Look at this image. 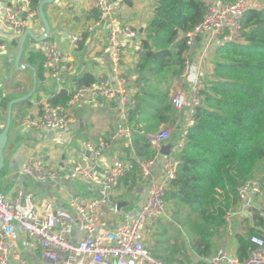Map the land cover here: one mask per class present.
Listing matches in <instances>:
<instances>
[{"label": "built area", "instance_id": "obj_1", "mask_svg": "<svg viewBox=\"0 0 264 264\" xmlns=\"http://www.w3.org/2000/svg\"><path fill=\"white\" fill-rule=\"evenodd\" d=\"M71 1L73 4L78 2ZM128 1L94 0L95 20L86 24L82 31L70 34L68 48L59 47L50 39V33L34 50L43 55L42 79H52L60 85L71 52L79 49L80 42L98 28L105 36L103 54L110 57V75L94 74L95 82L74 87L64 104L31 101L29 110L17 119L20 129L63 134L76 121L79 110L93 105L111 107L116 112V127L108 140L83 141L66 137L70 151L63 148L61 137H58L59 155L55 154L54 147L43 148L42 144L36 151L28 149L19 169L21 175L58 191L65 190L67 184L83 180L91 191L72 192L60 206L24 187L0 188V264H162L151 256L147 241L157 221L169 215L164 196L176 176L180 164L178 153L194 122L196 108L201 104L205 76L209 75L216 48L225 43H243L241 19L248 8L258 6L253 0H202L206 5L203 19L185 34L184 69L170 88L169 99L178 118L173 126L161 127L158 132L148 135L155 155L147 161L135 159L145 188L136 200L135 208L124 211L117 209L116 204L129 195L122 187L121 179L132 164L130 158L122 157L114 148V142L120 141L125 148L132 149V131L127 118L133 89L130 77L125 74L121 46L123 42H131L130 53L135 54L141 49L140 41L144 36L136 28L120 22L118 13ZM35 25H41L43 30L38 10L31 5V0H0V29L9 36H0V60L12 42L20 39L26 30L39 36L41 33L34 31ZM60 86L59 91L64 89ZM170 140L174 142L170 153L161 155V146ZM84 151H89L90 157L86 158ZM70 154L74 155L73 161L61 167L58 158ZM80 156H84L85 162L79 160ZM104 156L107 161L101 166ZM156 162L159 169L154 173L152 168ZM96 166L100 170H96ZM255 215L264 220V175L247 179L238 188L236 206L224 215L228 236L233 235L231 220L234 218L246 219L260 230L249 237L253 247L248 256L240 260L228 252L226 246L220 245L203 258L204 262L264 264V227H257Z\"/></svg>", "mask_w": 264, "mask_h": 264}, {"label": "trees", "instance_id": "obj_2", "mask_svg": "<svg viewBox=\"0 0 264 264\" xmlns=\"http://www.w3.org/2000/svg\"><path fill=\"white\" fill-rule=\"evenodd\" d=\"M39 1L31 0V5L37 8ZM258 1L261 6L248 8L241 19L243 43L219 46L211 60L201 104L178 153L176 176L164 196L169 215L157 221L147 241L151 256L162 264H192V255L198 257L194 264H206L203 258L215 250L227 230L224 215L236 206L238 188L247 179L264 174V0ZM205 10L202 0L153 2L141 49L125 69L133 89L127 118L132 149L114 142L118 144L116 150L130 158L132 164L121 179L127 191L143 183L135 159L147 161L155 155L148 135L158 132L161 125L172 122L177 115L169 90L184 69L185 34L202 21ZM12 45L17 43L13 41ZM42 61L41 52L29 54L37 83L42 80ZM73 82L88 86L95 77L86 72ZM68 97L69 93L62 90L48 101L64 104ZM5 99L0 102L4 110ZM25 104L29 107L30 100L16 105ZM255 218L257 227H264L263 218ZM247 222L243 232L235 234L236 256L240 260L253 247L249 237L260 232Z\"/></svg>", "mask_w": 264, "mask_h": 264}, {"label": "crops", "instance_id": "obj_3", "mask_svg": "<svg viewBox=\"0 0 264 264\" xmlns=\"http://www.w3.org/2000/svg\"><path fill=\"white\" fill-rule=\"evenodd\" d=\"M93 2L94 0H78L76 4H73L71 0H56L55 2L49 3L51 5H48L46 7V4L44 5L47 15L50 17V20H52L54 24L60 23V26L55 28L56 36H59V41L57 42L59 47L68 48L70 34L82 31L86 24L95 20L97 14L95 9L93 8ZM153 2L154 0H129L124 5V8L118 13L120 22L122 24H126L136 28L139 33L143 34L145 25L150 21L152 17ZM140 29H142V32H140ZM34 31L40 34L42 31L41 25H35ZM86 35L87 34H85V36ZM0 36L4 38L9 37L8 34L2 29H0ZM50 39L53 40V36ZM130 43L131 42L126 41L123 42L121 46L123 59L122 62L124 63V66L127 70L132 62V57H134V53H130ZM28 45L29 44L25 45V51L21 56L20 62L22 63H29L28 57L31 52L27 51L26 49ZM104 45V33L100 29L96 28L94 34L87 36V38L82 42V46L79 49H77L76 51L73 50L71 52V59L66 67L65 72L63 73L64 81L61 82V86L54 82V80L52 79H42L37 83V89L35 94L32 96L33 98L31 97L32 99H29V107L26 104L16 105L17 103L14 105V107L12 106L10 126L11 130L6 149L4 150L5 164L2 169L4 172L0 175L1 189L9 188L8 184V186L3 185L4 180L7 179L5 177L9 176L10 178H13L14 186L24 187L25 189L32 190L33 192L37 193L38 196L47 197L53 203H56V205L60 206L64 205L68 195H70L72 192L88 193L89 191H91V187L83 180H78L67 184V188L65 190L58 191L49 187H45L21 175L19 169L22 162L24 161L25 154L28 151V146L31 142H38V139L41 137V135L39 133L27 132L23 129H20L17 124V119L29 110V108L32 106L31 101L35 99L48 101L49 98L53 96V94L61 92L62 90H58L59 86L61 88H64L63 90H66L68 93L73 91L74 87H76V84L75 82H73V80L86 72L92 73L93 75L99 72H103L107 76L110 75V57L106 54H103ZM15 52L16 49L12 50L10 48L6 55L1 58V60L3 61V67L0 66V102L2 101V99L6 98V108L4 110L0 107V129L3 128L6 121L9 101L14 98L23 96L32 88L31 70L29 68H24L27 69L30 74L28 77H20V70H17L14 67L13 60ZM176 118H178L177 115L172 122L161 125L160 129L161 127L167 128L173 126V122ZM181 120H183V116ZM115 127L116 112L111 107L99 108L93 105L79 110L76 114V121L63 134L66 137L70 136L71 138H78L83 141L96 140L97 138L111 137L113 135ZM174 133L175 132L172 133L173 140H175ZM114 148H118V144L114 145ZM108 153L109 151L106 155H108ZM73 159V154H70V156H62L58 158V163H61V167L67 166V164H70ZM82 161L85 162L84 156H82ZM106 161L107 158H105L104 156L100 161V165L105 166ZM16 169L18 170L17 173L14 172V170ZM158 169L159 163L156 162V164L152 168V172L155 173L158 171ZM144 188L145 185L141 184L137 189V192L139 194H129L126 199H120L118 202H130L129 205L121 208H123L124 211L135 208L136 200H138L140 194L143 193ZM247 221L248 220L246 219L240 220L239 218L232 219L231 224L235 225L236 230L232 232V236H228L226 230L221 240L216 244V248L220 245H224L226 246L228 252L236 255L235 234L243 232ZM247 223H249V221ZM192 256V264H194L195 261L198 260V257L194 255Z\"/></svg>", "mask_w": 264, "mask_h": 264}, {"label": "water", "instance_id": "obj_4", "mask_svg": "<svg viewBox=\"0 0 264 264\" xmlns=\"http://www.w3.org/2000/svg\"><path fill=\"white\" fill-rule=\"evenodd\" d=\"M56 0H40L37 6L38 15L43 27V30L39 36H35L34 33L28 29L26 30L20 37L19 43L16 48V52L14 54V60L13 64L15 69L22 70L23 68H29L32 72V88L29 90L26 94L23 96L14 98L9 101L8 108H7V116L6 121L2 129H0V171L3 169L5 164V158H4V150L6 149V145L9 140V134H10V126H11V117H12V106L16 103L23 102L26 100H29L36 92L37 89V74L36 69L29 63H22L20 62L21 56L25 51V45L28 39H32L34 42L37 43V46H27L26 49L29 52H33L35 49H37L39 46H41L42 42L49 37L50 35V24L48 22V19L44 13V5L49 4L52 2H55ZM140 32H142V29H140ZM199 38H197L198 40ZM44 133H47V131H43ZM173 140H170L163 144L160 148V154L167 156L170 153V150L173 146ZM91 153L89 151H84V156L86 158L90 157ZM96 170H100V167L96 166ZM15 173L18 172V170H14ZM130 202L128 201H121L116 204V208L120 209L121 207H124L126 205H129Z\"/></svg>", "mask_w": 264, "mask_h": 264}, {"label": "rangeland", "instance_id": "obj_5", "mask_svg": "<svg viewBox=\"0 0 264 264\" xmlns=\"http://www.w3.org/2000/svg\"><path fill=\"white\" fill-rule=\"evenodd\" d=\"M253 2H255L256 6H258V7H260L261 4H262L258 0H253ZM48 5H51V4H46L45 7L48 6ZM43 9H44L45 15L47 16L48 22L50 24V32H51V35L53 36V40L57 43L59 41V36H56L55 28H57L58 26H60V23L54 24L52 22V20H50V17L47 15V12H46L45 8H43ZM19 40L20 39H16L15 42L18 43ZM26 44H29L31 46H33V45L37 46V43L34 42L32 39H28V41L26 42ZM10 46H11L12 50L15 49V46H13V45H10ZM213 58H214V55H213ZM24 60H26V59H24ZM0 66L3 67V61L2 60L0 61ZM29 74H30V72L27 69H24V68L19 71L20 77H28ZM207 76L208 75L205 76L206 79L208 78ZM10 130H11V128H10ZM34 133H39V132H34ZM39 134L41 135V137L38 139L39 141L38 142H31L30 145L28 146L29 151H36V149L39 148L40 145L42 144V147L44 145L43 148L54 147L55 154L56 155H59V151L57 150L59 148V146L56 143V140L58 139V137H61L60 144L63 146V148L64 149H67V151H70L71 147L65 141L66 140L65 139L66 136H64V134H59L58 132H47V133L41 132ZM79 160L82 161V157L81 156L79 157ZM263 168H264V166H263ZM5 178H7V179L4 180L3 185H7L8 184L9 185V188H8L9 190L14 189V188H17V186H14L13 185V178H10L9 176H7ZM137 193H138L137 192V189H135L134 191H129V194H135L136 195ZM231 226H232L231 227V230H232V232H234L236 230L235 225L234 224H231Z\"/></svg>", "mask_w": 264, "mask_h": 264}]
</instances>
